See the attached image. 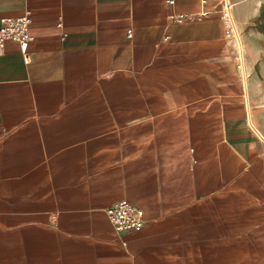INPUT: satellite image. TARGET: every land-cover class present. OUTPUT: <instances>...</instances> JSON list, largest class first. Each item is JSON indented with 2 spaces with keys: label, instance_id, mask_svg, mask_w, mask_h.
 <instances>
[{
  "label": "crops",
  "instance_id": "0c3cea01",
  "mask_svg": "<svg viewBox=\"0 0 264 264\" xmlns=\"http://www.w3.org/2000/svg\"><path fill=\"white\" fill-rule=\"evenodd\" d=\"M229 1L247 94L215 0H0V264H264V0Z\"/></svg>",
  "mask_w": 264,
  "mask_h": 264
},
{
  "label": "built area",
  "instance_id": "2783aa9c",
  "mask_svg": "<svg viewBox=\"0 0 264 264\" xmlns=\"http://www.w3.org/2000/svg\"><path fill=\"white\" fill-rule=\"evenodd\" d=\"M168 4H173L174 0H165ZM220 4L221 18L226 23V0H215ZM206 3L207 0H201ZM31 9H26L16 16H3L0 17V54L4 51V44L7 40L17 41L22 51H25L32 36L29 32V23ZM203 14V13H202ZM199 14L180 13L171 14L170 18L175 21H182L184 19H194L199 17ZM128 35H131L130 30ZM237 67L240 68L237 63ZM242 76V75H241ZM243 80V76H242ZM104 212L110 221L112 227L117 231L139 229L144 223L145 218L143 209L136 204L128 201L127 199H120L114 201L105 207Z\"/></svg>",
  "mask_w": 264,
  "mask_h": 264
},
{
  "label": "bare ground",
  "instance_id": "6f19581e",
  "mask_svg": "<svg viewBox=\"0 0 264 264\" xmlns=\"http://www.w3.org/2000/svg\"><path fill=\"white\" fill-rule=\"evenodd\" d=\"M224 5H225L226 14H227L226 23L229 26L231 33L233 35L234 45L237 48V59H239L238 64H240V59H241L240 39H239V36H238L236 29H235L236 26L233 25V20H232V15H231L232 2L229 1V3H224ZM241 62H242V60H241ZM242 65L243 64L239 65V66H241V70H242Z\"/></svg>",
  "mask_w": 264,
  "mask_h": 264
},
{
  "label": "water",
  "instance_id": "95a60500",
  "mask_svg": "<svg viewBox=\"0 0 264 264\" xmlns=\"http://www.w3.org/2000/svg\"><path fill=\"white\" fill-rule=\"evenodd\" d=\"M226 3H229V0H226ZM233 25L235 26L234 21H233ZM235 29H236V27H235ZM236 32H237V34H238L237 29H236ZM240 51H241V60H242V64L244 65V62H243V50H242V43H241V40H240ZM242 76H243V82H244V90H245V93L247 94V92H246V89H247V87H246V75H245L244 66H243V68H242ZM248 115H249V107H248ZM248 121H249L250 124H251L250 116H248ZM251 125L253 126V124H251ZM253 127H254L255 131L258 133V135L262 138V140H264V135H262V134L260 133V131H259L257 128H255V126H253Z\"/></svg>",
  "mask_w": 264,
  "mask_h": 264
},
{
  "label": "rangeland",
  "instance_id": "374dc122",
  "mask_svg": "<svg viewBox=\"0 0 264 264\" xmlns=\"http://www.w3.org/2000/svg\"><path fill=\"white\" fill-rule=\"evenodd\" d=\"M231 2V1H230ZM243 36V35H242ZM242 39H243V37H242ZM243 50V49H242ZM246 50V48L244 47V52H246L245 51ZM245 54V53H244ZM240 64H242V62H241V59H240ZM239 64V65H240ZM236 67H237V59H236ZM237 69H239L238 67H237ZM240 69H241V66H240ZM247 72V71H246ZM259 83V85H257V87H259L260 89H264V76H262L258 81H257V84Z\"/></svg>",
  "mask_w": 264,
  "mask_h": 264
}]
</instances>
